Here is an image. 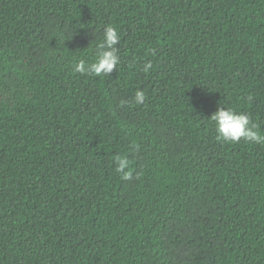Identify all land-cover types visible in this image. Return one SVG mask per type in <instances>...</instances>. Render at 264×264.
Listing matches in <instances>:
<instances>
[{"label":"trees","instance_id":"16d2710c","mask_svg":"<svg viewBox=\"0 0 264 264\" xmlns=\"http://www.w3.org/2000/svg\"><path fill=\"white\" fill-rule=\"evenodd\" d=\"M220 106L264 134V0H0V264H264V142Z\"/></svg>","mask_w":264,"mask_h":264},{"label":"clouds","instance_id":"9594fccd","mask_svg":"<svg viewBox=\"0 0 264 264\" xmlns=\"http://www.w3.org/2000/svg\"><path fill=\"white\" fill-rule=\"evenodd\" d=\"M120 42L118 30L109 25L104 28L102 40L97 45L95 60L92 63H86L79 60L74 63L73 70L82 75L110 76L114 69L120 63V56L117 45ZM152 68L151 61H146L141 71L148 73ZM146 99V93L143 90H137L134 95V102L137 105L143 104ZM211 121L215 125L217 138L225 142H246L262 143L264 134L261 133L258 126L253 124L250 115L237 112L233 108L220 106L211 116ZM130 160L127 156L115 157V171L121 174L122 179H130L131 171L129 169Z\"/></svg>","mask_w":264,"mask_h":264}]
</instances>
